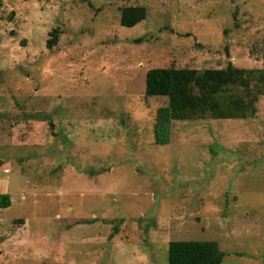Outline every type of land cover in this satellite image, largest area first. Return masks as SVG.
Returning <instances> with one entry per match:
<instances>
[{
	"label": "rangeland",
	"instance_id": "374dc122",
	"mask_svg": "<svg viewBox=\"0 0 264 264\" xmlns=\"http://www.w3.org/2000/svg\"><path fill=\"white\" fill-rule=\"evenodd\" d=\"M229 63L264 68V0H0V264H168L173 240L264 264V95L167 144L146 95L152 68Z\"/></svg>",
	"mask_w": 264,
	"mask_h": 264
},
{
	"label": "trees",
	"instance_id": "16d2710c",
	"mask_svg": "<svg viewBox=\"0 0 264 264\" xmlns=\"http://www.w3.org/2000/svg\"><path fill=\"white\" fill-rule=\"evenodd\" d=\"M147 17L143 5L121 9L120 23L132 27ZM47 46L58 41L51 32ZM146 95L167 96L156 111L154 138L157 144L171 140L175 120L247 118L257 113L256 103L264 95V68L245 69L229 63L225 68L156 67L147 72ZM12 205L9 193H0V208ZM118 229L116 228L114 233ZM113 233V234H114ZM224 252L215 240H173L169 243L168 264H222Z\"/></svg>",
	"mask_w": 264,
	"mask_h": 264
},
{
	"label": "crops",
	"instance_id": "0c3cea01",
	"mask_svg": "<svg viewBox=\"0 0 264 264\" xmlns=\"http://www.w3.org/2000/svg\"><path fill=\"white\" fill-rule=\"evenodd\" d=\"M11 199H12V203H13L14 200H13V197H12V196H11ZM14 236H15V235H14Z\"/></svg>",
	"mask_w": 264,
	"mask_h": 264
}]
</instances>
